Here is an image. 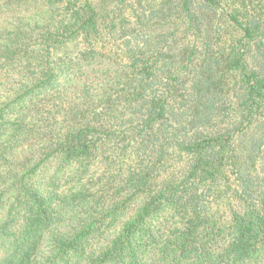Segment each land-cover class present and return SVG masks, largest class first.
Listing matches in <instances>:
<instances>
[{
    "label": "trees",
    "instance_id": "obj_1",
    "mask_svg": "<svg viewBox=\"0 0 264 264\" xmlns=\"http://www.w3.org/2000/svg\"><path fill=\"white\" fill-rule=\"evenodd\" d=\"M0 264H264V0H0Z\"/></svg>",
    "mask_w": 264,
    "mask_h": 264
}]
</instances>
